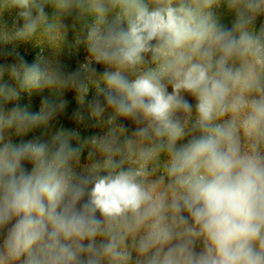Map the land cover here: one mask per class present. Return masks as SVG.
I'll list each match as a JSON object with an SVG mask.
<instances>
[{"label": "clouds", "instance_id": "9594fccd", "mask_svg": "<svg viewBox=\"0 0 264 264\" xmlns=\"http://www.w3.org/2000/svg\"><path fill=\"white\" fill-rule=\"evenodd\" d=\"M29 44L0 66V264H264V0H0Z\"/></svg>", "mask_w": 264, "mask_h": 264}, {"label": "rangeland", "instance_id": "374dc122", "mask_svg": "<svg viewBox=\"0 0 264 264\" xmlns=\"http://www.w3.org/2000/svg\"><path fill=\"white\" fill-rule=\"evenodd\" d=\"M15 13H13L12 15H14ZM6 19H8V17L6 16ZM20 23L22 24V21H20ZM9 24H11V20L9 19ZM16 53H19L21 56L24 57V59L28 62V63H33L36 62V58L38 56H42V57H48L50 55L49 50L48 49H44L43 51H41V48L36 47L34 45H19L18 47L15 48V50H13L12 46H0V66H8L11 65L13 63H17L18 62V58ZM84 52L81 51L80 55L77 57H74L75 59H73L72 65L74 64L76 67L77 66V62L78 61H83L84 59ZM97 68L98 71H103L102 66L100 65H96L95 66ZM72 68V67H71ZM75 69V68H74ZM5 81L9 82V83H13L12 81L8 80L7 75H5ZM21 103H23V107H29V104L31 103L30 100L28 98H25L24 101H21L20 99L16 102V104H18V106H21ZM15 106L14 104H9L7 107L11 108ZM124 124H128L129 125V133H131V131L134 128V125H132L131 121H122ZM93 134V132H92ZM16 139V138H15Z\"/></svg>", "mask_w": 264, "mask_h": 264}, {"label": "trees", "instance_id": "16d2710c", "mask_svg": "<svg viewBox=\"0 0 264 264\" xmlns=\"http://www.w3.org/2000/svg\"><path fill=\"white\" fill-rule=\"evenodd\" d=\"M50 53V51H49ZM73 59H75L74 57L71 59H67L66 62L70 65L71 69H74L75 65H72ZM48 95L47 92L44 93H31L29 94L28 92H22L21 96H20V100L24 101L25 98H28L30 100V104L28 107V110L31 112H37L39 110L40 107V102L43 96ZM66 99L69 101L68 107L65 111L64 114H62L61 116H59L49 127V129L47 131L49 132H55L57 130H60L61 128H63L64 130H69L75 127L73 118H72V113L73 111L77 108L76 102L73 99V95L72 93H68L66 94ZM23 108V103H21V106ZM128 126L129 129V125L125 124ZM42 132H44V130H37L34 134H30L28 137H24V139H29L31 138V135H40ZM82 134H86V135H91L92 131H89L87 133H82ZM45 138H47V136H45ZM19 137L16 138L17 142L19 141ZM29 168L31 167V165L28 166Z\"/></svg>", "mask_w": 264, "mask_h": 264}]
</instances>
